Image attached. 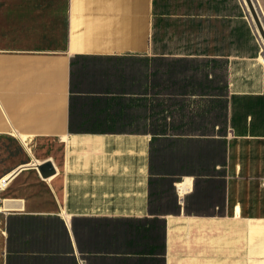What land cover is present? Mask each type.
Wrapping results in <instances>:
<instances>
[{
  "label": "crops",
  "instance_id": "1",
  "mask_svg": "<svg viewBox=\"0 0 264 264\" xmlns=\"http://www.w3.org/2000/svg\"><path fill=\"white\" fill-rule=\"evenodd\" d=\"M250 18L244 0H0V264H264V42ZM167 60L195 67L186 91L222 109L221 133L172 134L220 145L222 199L203 213L196 180L211 176L155 172ZM157 179L173 181L168 213L150 212ZM80 220L149 230L84 241Z\"/></svg>",
  "mask_w": 264,
  "mask_h": 264
},
{
  "label": "rangeland",
  "instance_id": "2",
  "mask_svg": "<svg viewBox=\"0 0 264 264\" xmlns=\"http://www.w3.org/2000/svg\"><path fill=\"white\" fill-rule=\"evenodd\" d=\"M252 27H254V25ZM254 35L256 39V33ZM256 42L259 46L262 47V43L260 42L259 38H257ZM261 57H264L263 53H261ZM166 68L168 82L167 84L173 82L174 80L180 81V83L177 85L176 90H167L165 132L168 136L160 140L157 139V136L154 137V133H157L158 130V128L156 127L157 125L149 123L150 125L148 131L152 135L153 139L152 157L155 164V172L162 173L178 171L198 176H203L205 174L211 176V181L209 182H201V180H196L195 188L197 191H200V197L195 200V205L192 207V209L197 211L198 213H203L205 212L209 204L220 203L222 199L220 187L221 181L218 176H214V174H212L213 172L210 171V168L212 165H214V163H218L221 161L220 145L211 141L204 142L197 139L189 140L186 138H175L172 136V134L205 135L209 133V135H214L217 132L221 133L223 131L222 109L215 106V100H207L206 96L200 99L193 98L191 97L192 90L186 91L187 89H189V80L187 79L191 76L190 73H194V78L196 79L201 78L200 76H195V67L191 68L189 64L179 62L177 63L172 60H167ZM87 71L94 72L90 70V68H87ZM83 74V79L87 78L91 80L92 77H94L92 75L89 76L86 70H83ZM98 81L99 83H97L96 81L92 83L89 82L88 85L101 86L102 83L100 82V80ZM77 83L74 85V90L76 91H78V88L80 89L81 87V85ZM82 85L86 86V83ZM170 86L174 85L170 84ZM111 110L113 111V108H111ZM151 113V117L155 118L157 116V114L153 112ZM159 113L161 121V115L163 116V114L160 111ZM111 118V128H118L120 126V123L114 124L113 117ZM216 123H218L219 128L215 127ZM146 125L147 124H143L144 129H146ZM171 125H173L174 129L171 127L169 128V126ZM134 127L136 128L135 125ZM139 127L140 124L138 125V129L141 128ZM4 146H7L8 149L11 150H13L14 148L12 142H6ZM215 177H218V179H215ZM175 181L180 180L176 178ZM170 186L171 183L165 181L164 179H157V181L153 183L152 205L156 213H160L158 211L159 208H162L161 210L163 211V209L167 210L164 207H172L171 202L173 200L172 198H174V195L172 187ZM2 194L3 192L0 194V198ZM14 205L21 206V203H17ZM4 222L5 220L0 213V253L3 244ZM160 225V220H154V232L157 238L161 240ZM74 226L75 230H79L80 232H82V239L84 241H87V239L92 238L94 235H98V237L105 236V238H110L111 240H113V233H122L123 231H125V229H133L134 233H140V237L142 238V240L144 239L145 242L149 230V228L144 223L132 222L131 224H115L111 221L103 220H80L76 222ZM262 242H264V236H262Z\"/></svg>",
  "mask_w": 264,
  "mask_h": 264
},
{
  "label": "water",
  "instance_id": "3",
  "mask_svg": "<svg viewBox=\"0 0 264 264\" xmlns=\"http://www.w3.org/2000/svg\"><path fill=\"white\" fill-rule=\"evenodd\" d=\"M244 1L246 3L248 14L251 17L255 25V28L257 29L260 37L262 38L264 42V26H263V23L261 22V19L256 10V7L252 0H244ZM38 170L42 178H48L54 174L53 167L50 163L42 164L41 166L38 167Z\"/></svg>",
  "mask_w": 264,
  "mask_h": 264
},
{
  "label": "trees",
  "instance_id": "4",
  "mask_svg": "<svg viewBox=\"0 0 264 264\" xmlns=\"http://www.w3.org/2000/svg\"><path fill=\"white\" fill-rule=\"evenodd\" d=\"M170 84H172L173 85V82H170L169 84H167V90L169 89V90H176L177 88L175 87L174 88V86H170ZM173 128V125H171V126H169V128ZM174 129V128H173ZM165 130H166V128H165ZM163 132V129H162V127H161V125L159 126V128H158V130H157V133H162ZM171 184H173V181H171L170 182ZM173 200H172V202H171V204H172V207H174L175 206V198H172ZM165 209H167V210H164L163 209V211L159 208L158 209V211L160 212V213H164V212H166V213H168V209H170V208H167V207H164ZM150 212H151V214H154V213H156V211H155V209H153V205H152V199H151V201H150Z\"/></svg>",
  "mask_w": 264,
  "mask_h": 264
},
{
  "label": "bare ground",
  "instance_id": "5",
  "mask_svg": "<svg viewBox=\"0 0 264 264\" xmlns=\"http://www.w3.org/2000/svg\"><path fill=\"white\" fill-rule=\"evenodd\" d=\"M5 180V179H4ZM1 183V182H0ZM3 186V183L0 185V188ZM177 188H181V190H183V188H184V186H181L180 185V187L178 186ZM1 190V189H0ZM180 190V189H179ZM184 190H186L185 188H184Z\"/></svg>",
  "mask_w": 264,
  "mask_h": 264
},
{
  "label": "built area",
  "instance_id": "6",
  "mask_svg": "<svg viewBox=\"0 0 264 264\" xmlns=\"http://www.w3.org/2000/svg\"><path fill=\"white\" fill-rule=\"evenodd\" d=\"M177 188V187H176ZM177 190H178V188H177Z\"/></svg>",
  "mask_w": 264,
  "mask_h": 264
}]
</instances>
